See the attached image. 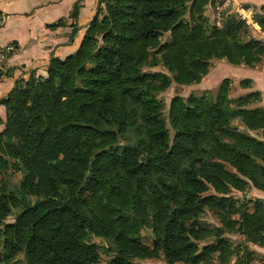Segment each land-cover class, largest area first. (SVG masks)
I'll return each mask as SVG.
<instances>
[{
    "label": "trees",
    "instance_id": "obj_1",
    "mask_svg": "<svg viewBox=\"0 0 264 264\" xmlns=\"http://www.w3.org/2000/svg\"><path fill=\"white\" fill-rule=\"evenodd\" d=\"M101 2L105 15L91 19L75 53L51 57L43 78L31 71L25 82L17 79L1 101L0 264H18V253L22 264H98L91 238L113 245L104 249L107 264H139L160 253L170 264H210L213 254L226 264L234 248L225 233L264 246L263 202L229 219L240 211L232 190L264 192V142L231 122L264 129V106L245 109L254 94L231 100L228 79L214 96L174 97L171 141L155 98L172 81L198 83L213 59L253 66L264 44L233 14L208 33L210 0H193L189 9L186 0ZM79 9L74 4L73 21ZM260 12L254 19L264 29V6ZM70 26L73 37L77 27ZM168 31L170 41L160 45ZM149 48L161 54L152 64L159 61L171 77L140 73ZM3 141L17 149L9 152ZM3 155L17 160L16 184ZM206 210L220 226L200 222ZM143 226L152 230V248L141 241ZM204 239L211 242L201 247Z\"/></svg>",
    "mask_w": 264,
    "mask_h": 264
},
{
    "label": "rangeland",
    "instance_id": "obj_2",
    "mask_svg": "<svg viewBox=\"0 0 264 264\" xmlns=\"http://www.w3.org/2000/svg\"><path fill=\"white\" fill-rule=\"evenodd\" d=\"M192 1L193 0H186V5L188 9ZM215 1L217 0H213L211 4V18H208L204 16L203 14V16L205 17L207 21L206 29L208 33L210 32L209 31L210 25H213L215 27H221V23L223 19L229 14L235 15L239 21H242L239 15L236 14L235 11H233V8L231 5L228 9L223 10L221 13H217L215 8L213 7L214 6L213 3ZM94 11H95V14L93 17L97 18L98 20L103 18L106 12L105 5L101 2L98 6L96 2V7ZM187 19H188V12H186L184 15V20H187ZM73 22L74 21L72 20V24ZM88 24L89 23L85 25V29L88 26ZM71 31H72V28L69 31L70 35H71ZM249 32H250V35L252 36L251 29L249 30ZM249 32L246 33L245 37L249 35ZM83 36H84V33L81 37V40ZM72 38L73 37H69V41ZM81 40L79 41L78 46L73 52L67 54L66 56L62 58H59V57L57 58L62 60L65 57L75 53L79 48ZM97 40H98L97 41L98 45H101L100 35H98ZM169 41H170L169 31L162 33L158 38V42L160 45H164L165 43H168ZM156 51H157V48H149L147 50V55H148L147 64L143 65L140 68V73L145 77H147L149 74H152V73H164L168 75L169 77H171V74L162 66L161 63H159V61L156 64H152V62L160 60L161 54L156 53ZM263 60H264V56L260 58V61L258 63H255L253 66H250L249 68H253L257 66L258 64L262 63ZM249 68L248 66L243 65V64L231 65L228 62H226L224 59H220V60L213 59L210 61L208 73L198 83H194L191 85H178L172 81L171 84L166 89L157 92L155 94V98L156 100L161 102L162 116L165 120L166 127L169 130L170 140L173 141L174 135H175V132L170 125V121L168 117L169 106H170L171 100L174 97H180L184 101H186L190 96H197V97L214 96L217 91L218 86L220 85V82L224 79H228L229 81L227 96L231 100H234L238 97H243L249 94H254L252 95L249 101V104L245 107V109L252 110L256 108H262L264 106V93L259 90H255L251 86L250 82L248 83L246 81L247 79H243L245 78L246 71ZM35 76L39 78H43L46 76V71L43 74H38L35 72ZM26 79L27 78L19 77V80H22V82H25ZM246 83H247V86H245ZM231 124L233 126L238 127L239 130L247 133L251 137L264 142V129L248 131L242 126L239 118L232 120ZM13 143L15 145V147L13 148L9 147L8 143H6L5 141L2 142V146L6 150L9 149V152L11 150L15 151V149H17V143H15V141ZM3 156L5 159L9 160V169L7 171V175L9 176L8 179L12 183L16 184L19 181V179H21L22 177V172L15 169L14 164L17 163V160L13 156H9V155H3ZM213 193L214 192L210 190L207 194H213ZM229 196L236 201L237 205L239 206V210H240L237 214L229 216V219L231 221L238 220L242 213L241 211L243 210L252 212L254 209L255 201L256 202L261 201L263 202L262 204L264 205V192L256 190L252 186L246 187V189L243 192L232 190ZM13 221H14L13 216H9L6 219V222H13ZM200 222L209 227L220 226L218 215L215 212L210 211V210H206L202 213V215L200 216ZM140 235H141L142 243L148 246L149 248H152L153 243H154V237H153L152 230L148 228L147 226H143L140 230ZM224 237H226V239H228L231 242V246L234 248V253L230 257L228 263L226 264H264V256H262V253L264 254V246H259L256 244H252L250 242H246L244 238L237 233H225ZM91 241L96 243L99 247L100 261L98 264H107L108 260L111 257V253H106L104 249L105 247H109L113 245L110 242L97 239V238H91ZM210 242L211 240L204 239L200 241L199 243L202 247L206 245V243H210ZM15 262H17L18 264H22L24 262L23 255L18 253L15 257ZM137 262L139 264H170L168 259L165 258L162 253H160L156 257L139 260ZM174 264H179V263H174ZM210 264H224V263H220L217 259V254H213L211 255Z\"/></svg>",
    "mask_w": 264,
    "mask_h": 264
},
{
    "label": "crops",
    "instance_id": "obj_3",
    "mask_svg": "<svg viewBox=\"0 0 264 264\" xmlns=\"http://www.w3.org/2000/svg\"><path fill=\"white\" fill-rule=\"evenodd\" d=\"M97 0H0L3 20L0 24V49L8 46L0 65V132L6 118L2 99L19 77L27 78L31 71L43 74L51 57L62 58L73 52L79 44L85 25L95 14ZM205 6L204 16L211 18V4ZM79 4L78 17L74 21L77 32L69 41L70 18L74 4ZM233 11L247 23L252 36L264 44V29L254 16L261 14L264 0H235ZM232 12V11H231ZM58 26L49 27L56 23ZM249 68V67H248ZM255 90L264 93V60L246 71L245 78ZM250 86V87H251ZM262 256L264 254L262 253Z\"/></svg>",
    "mask_w": 264,
    "mask_h": 264
},
{
    "label": "built area",
    "instance_id": "obj_4",
    "mask_svg": "<svg viewBox=\"0 0 264 264\" xmlns=\"http://www.w3.org/2000/svg\"><path fill=\"white\" fill-rule=\"evenodd\" d=\"M235 0H217L213 3L217 13H221L223 10L228 9ZM3 16L0 12V24L2 23ZM218 24V23H217ZM12 49L10 46L0 49V65L3 63L4 54L10 52Z\"/></svg>",
    "mask_w": 264,
    "mask_h": 264
}]
</instances>
